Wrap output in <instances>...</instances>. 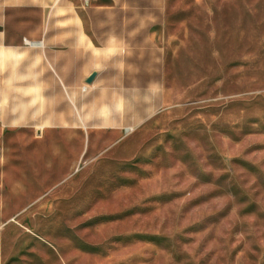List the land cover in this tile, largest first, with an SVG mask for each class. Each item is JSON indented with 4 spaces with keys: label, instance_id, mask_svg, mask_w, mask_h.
<instances>
[{
    "label": "rangeland",
    "instance_id": "obj_1",
    "mask_svg": "<svg viewBox=\"0 0 264 264\" xmlns=\"http://www.w3.org/2000/svg\"><path fill=\"white\" fill-rule=\"evenodd\" d=\"M89 2L77 20L92 24L93 59L104 63L118 50L100 28L120 17ZM118 2L139 14L141 90L115 129L99 127L95 105L93 128H69L67 99L56 97L68 2L9 13L6 25L18 14L46 33L24 48L0 43V125L8 90L21 89L9 75L42 77L54 93L45 113L58 110L56 186L0 227V264H264V0ZM98 66L86 82L112 78L113 65Z\"/></svg>",
    "mask_w": 264,
    "mask_h": 264
},
{
    "label": "crops",
    "instance_id": "obj_2",
    "mask_svg": "<svg viewBox=\"0 0 264 264\" xmlns=\"http://www.w3.org/2000/svg\"><path fill=\"white\" fill-rule=\"evenodd\" d=\"M61 1L68 2L65 9L72 13L70 16L74 22L63 28L57 27L58 32L64 29V33L67 32L69 36L56 44V97L67 99L68 126L72 129L93 128V109L90 108L95 105L99 120L104 122L99 127L119 128L123 125L125 98L134 96L141 90L140 52L135 51L142 46L141 26L134 23V20L130 21V18L139 17V14L136 15L138 12L115 9V5H121L118 2L120 0L96 2L106 8L104 11L108 17H120L116 24H108L106 29L100 28L107 33L108 41L105 42L108 47L118 50L117 56L104 58V63L99 58L96 61L93 59L92 24L87 19L83 24L77 20V14L82 16V12L93 7L90 2L85 3L86 0H0V43L5 48H24L28 44L24 38L39 39L46 33L44 24L33 22L30 25V20L24 18L23 14V18L15 14L14 23L6 25L11 11L44 9L47 5H52V2H59L56 5V10L59 11L62 8ZM111 38L116 40L113 42ZM31 45L41 47L43 41H33ZM130 49L133 51H124ZM106 63L114 66L108 71L112 78L102 79L100 75L91 83L86 82V78L99 67L98 64ZM51 65L55 70V63L51 62ZM147 73L154 74L155 71ZM9 76L21 89L8 90L12 99L3 114L5 124L0 125V227L12 224L14 216L21 214L22 210L43 207L46 193L56 186L58 110L46 115L43 98L54 93L38 87L43 78L38 75L28 76V71L11 73ZM48 76L49 79H54L55 74ZM148 77L150 78V74ZM149 85L150 81L147 87ZM153 85L158 86L156 80ZM47 120H51V123L46 124Z\"/></svg>",
    "mask_w": 264,
    "mask_h": 264
},
{
    "label": "water",
    "instance_id": "obj_3",
    "mask_svg": "<svg viewBox=\"0 0 264 264\" xmlns=\"http://www.w3.org/2000/svg\"><path fill=\"white\" fill-rule=\"evenodd\" d=\"M95 76H96V74H93L92 76H90V78H88L87 82L91 83L94 80Z\"/></svg>",
    "mask_w": 264,
    "mask_h": 264
}]
</instances>
